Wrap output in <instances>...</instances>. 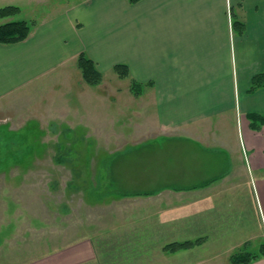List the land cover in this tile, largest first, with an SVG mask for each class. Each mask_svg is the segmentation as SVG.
Listing matches in <instances>:
<instances>
[{"label":"crops","instance_id":"crops-1","mask_svg":"<svg viewBox=\"0 0 264 264\" xmlns=\"http://www.w3.org/2000/svg\"><path fill=\"white\" fill-rule=\"evenodd\" d=\"M47 1H5L22 14L0 23H35L27 39L0 43V102L61 75L74 77L82 90V52L103 74L126 64L127 78L145 85L140 96L84 89L102 108L100 119L93 113L84 119L87 127L119 132L126 147L137 146L145 156L133 175L154 180L152 187L143 182L142 189L118 193L180 197L161 200L160 212L176 210L171 226L185 222L169 241L200 245L170 254H221L227 246L231 254L251 243L264 229V125L255 130L248 118L264 114V85L252 88L264 72V0H55L46 11L31 8ZM59 97V110L70 115L68 96ZM134 102L140 108L124 131L113 108L122 115ZM120 157L113 163L128 160ZM56 243L40 254H18L16 247L4 257L0 243V264L98 261L90 237ZM250 264H264V256Z\"/></svg>","mask_w":264,"mask_h":264},{"label":"rangeland","instance_id":"rangeland-1","mask_svg":"<svg viewBox=\"0 0 264 264\" xmlns=\"http://www.w3.org/2000/svg\"><path fill=\"white\" fill-rule=\"evenodd\" d=\"M5 1L0 0V7L7 4ZM52 1L55 0L31 8L46 11ZM28 21L32 26L35 23L32 19ZM108 74H103L98 84H90L82 72V90L74 77L48 78L45 86L17 92L0 102V125L8 123L11 130L5 124L0 126L3 257L16 247L18 254H40L47 244L54 246L63 237L66 242L90 237L98 252L96 264H233L231 257L237 252H258L264 243V229H257L251 243L231 254H225L229 246L218 250L223 251L221 254H170L200 245L197 240H186L193 245L176 251L167 248L170 243L185 242L169 241L173 232L184 230L185 222L183 219L181 227L175 223L171 226L170 216L176 210L160 212L161 200L181 202L180 197L118 193L142 189L143 185L138 184L143 182L152 187L154 180L144 181L133 175L139 157L145 156L139 154L137 146L126 147L127 141L119 132L109 135L91 130L84 121L90 113L100 119L102 111L99 101L90 96L92 92L84 89L107 94L129 90L133 94V80L115 70ZM59 80L63 83L62 90ZM59 96H68L70 115L59 110L63 101ZM137 104L134 102L122 115L113 108L124 131L132 128L130 118L139 110ZM118 125L115 123V127ZM114 156H128V160L117 158L119 162L113 163ZM160 214L165 216L162 220L158 218Z\"/></svg>","mask_w":264,"mask_h":264},{"label":"trees","instance_id":"trees-1","mask_svg":"<svg viewBox=\"0 0 264 264\" xmlns=\"http://www.w3.org/2000/svg\"><path fill=\"white\" fill-rule=\"evenodd\" d=\"M21 12V8L15 4H8L0 7V18L13 17ZM235 25L239 26L241 30H244L245 25L240 21H235ZM32 30V22L25 19H9L5 22L0 23V43H17L21 42L29 37ZM79 66L83 72L84 78L90 84H98L103 77V73L98 69L96 63L82 52L79 56ZM114 70L120 76L128 77L129 68L126 64H116ZM264 85V72L257 74L253 78L252 88ZM144 84L136 80L132 81V92L134 95H140L143 92ZM250 120V126L255 129H261L264 125V114L251 113L248 115ZM35 122L32 121L31 125L34 126ZM59 159V158H58ZM60 161V160H58ZM113 184V182H111ZM122 195L127 196L130 194L122 193ZM137 195V194H133ZM193 242H173L167 245L168 249L176 251L182 247L191 246ZM264 256V243L259 248L258 252L241 251L237 252L231 257V262L233 264H250L256 261L259 257Z\"/></svg>","mask_w":264,"mask_h":264}]
</instances>
